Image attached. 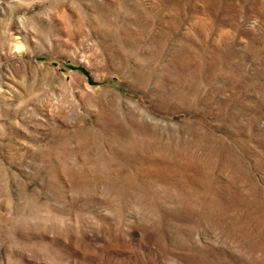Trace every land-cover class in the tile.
<instances>
[{"label":"rangeland","instance_id":"obj_1","mask_svg":"<svg viewBox=\"0 0 264 264\" xmlns=\"http://www.w3.org/2000/svg\"><path fill=\"white\" fill-rule=\"evenodd\" d=\"M0 264H264V0H0Z\"/></svg>","mask_w":264,"mask_h":264}]
</instances>
